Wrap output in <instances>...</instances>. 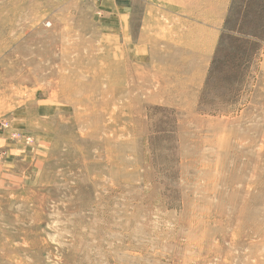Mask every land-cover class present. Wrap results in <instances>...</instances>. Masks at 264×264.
I'll use <instances>...</instances> for the list:
<instances>
[{"label": "rangeland", "instance_id": "1", "mask_svg": "<svg viewBox=\"0 0 264 264\" xmlns=\"http://www.w3.org/2000/svg\"><path fill=\"white\" fill-rule=\"evenodd\" d=\"M0 264H264V0H0Z\"/></svg>", "mask_w": 264, "mask_h": 264}]
</instances>
